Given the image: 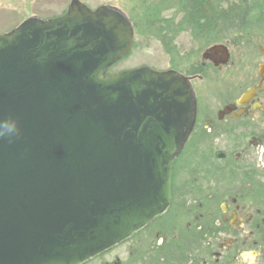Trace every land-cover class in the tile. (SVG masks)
<instances>
[{"label":"water","instance_id":"obj_1","mask_svg":"<svg viewBox=\"0 0 264 264\" xmlns=\"http://www.w3.org/2000/svg\"><path fill=\"white\" fill-rule=\"evenodd\" d=\"M134 44L125 13L80 0L0 35V264H88L171 209L195 95L175 70L107 75Z\"/></svg>","mask_w":264,"mask_h":264},{"label":"flooded vegetation","instance_id":"obj_2","mask_svg":"<svg viewBox=\"0 0 264 264\" xmlns=\"http://www.w3.org/2000/svg\"><path fill=\"white\" fill-rule=\"evenodd\" d=\"M194 45L197 49L195 54L191 52L195 56L190 64L191 74L184 75L190 81L197 105L192 132L195 147L190 155L206 147L204 139H212L215 147L223 142L227 147L219 149L233 155L236 166H231L239 172L238 183H260L259 192H264V46L259 47L258 53L248 50L235 57L234 49L242 46L231 41L202 49L197 43ZM215 45L228 48L230 57L226 64L221 55L208 54L204 58ZM252 90L253 96L241 105L242 97ZM224 154L220 153L222 158ZM247 174L253 182L247 180ZM251 194V189H244L240 200L232 198L222 203L220 218L206 229L208 241L191 245L185 259L179 253L177 258L174 254L169 257L172 243H167L162 232L138 238L145 229L88 264H264V202L253 201ZM228 212L238 218L237 224L226 218ZM209 217L210 222L214 220L212 215ZM203 231L201 227L200 232ZM228 236L233 242L227 245ZM148 238L150 243L145 241ZM109 257L114 258L107 260Z\"/></svg>","mask_w":264,"mask_h":264},{"label":"trees","instance_id":"obj_3","mask_svg":"<svg viewBox=\"0 0 264 264\" xmlns=\"http://www.w3.org/2000/svg\"><path fill=\"white\" fill-rule=\"evenodd\" d=\"M127 1L130 5L126 15L135 30V44L129 56L138 48L137 39L146 48L151 41L159 42L170 57L172 68L182 75L191 74V67L184 64L194 63L195 58L191 53L180 51L178 39L182 35H190L201 49L226 41L242 45L253 38L264 39V0ZM192 53L195 54V49ZM122 62L109 69L107 75L120 74L116 68ZM194 141L195 135L191 134L175 163L171 209L138 237L162 232L167 236V243H172L171 250L167 249L169 257L174 254L177 258L181 254L180 258L185 259L191 245L206 243V229L220 218L221 204L232 198L240 200L242 190L251 189L250 198L264 202L261 200L264 192H259L260 183H238L239 172L231 166H236L232 154L216 148L212 139H204L206 147L190 155ZM221 152L225 153V158L221 157ZM247 176L249 180L250 175ZM210 215L214 217L211 222ZM201 227L203 232H200ZM145 241L150 243V238Z\"/></svg>","mask_w":264,"mask_h":264},{"label":"rangeland","instance_id":"obj_4","mask_svg":"<svg viewBox=\"0 0 264 264\" xmlns=\"http://www.w3.org/2000/svg\"><path fill=\"white\" fill-rule=\"evenodd\" d=\"M72 1L74 0H0V35L10 33L22 22L31 17H40L43 20H47L62 16L67 12ZM80 1L93 10L101 6H107L118 9L125 14H128L127 7L130 5V2L127 0ZM136 41L139 43L138 48L133 51L131 56L118 65L116 72L129 71L142 67H149L158 72H166L172 68L170 57L166 55L159 42L151 41L148 48H146L144 43H141L138 39ZM261 45L264 46V39L253 38L248 42L239 45L242 47L247 46L248 48L241 47L234 49L235 57H241L240 53L248 50L254 51L255 49V52L258 53ZM178 46L180 51L185 53H191L193 49H197L188 34L182 35L178 39ZM199 58L200 55H198L197 59ZM185 66L191 67L190 63L186 62L184 64V67ZM216 147L224 149L227 145L222 142L217 143ZM230 214L232 213L228 212L226 218L228 220L231 219L233 225L237 224L239 221L238 218ZM232 242V238L228 236L227 243L225 242V244L228 245ZM112 258L109 257L107 260Z\"/></svg>","mask_w":264,"mask_h":264},{"label":"clouds","instance_id":"obj_5","mask_svg":"<svg viewBox=\"0 0 264 264\" xmlns=\"http://www.w3.org/2000/svg\"><path fill=\"white\" fill-rule=\"evenodd\" d=\"M0 128L4 129L7 131V133H9V136H12L11 134L14 133L16 131V123L12 122H4V123H0ZM3 133L0 132V136H2Z\"/></svg>","mask_w":264,"mask_h":264}]
</instances>
